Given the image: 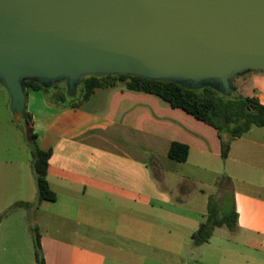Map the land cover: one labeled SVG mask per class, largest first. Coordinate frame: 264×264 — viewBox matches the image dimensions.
<instances>
[{
    "label": "crops",
    "instance_id": "crops-1",
    "mask_svg": "<svg viewBox=\"0 0 264 264\" xmlns=\"http://www.w3.org/2000/svg\"><path fill=\"white\" fill-rule=\"evenodd\" d=\"M247 75L264 105V74ZM44 93L28 90L26 108L38 147L52 152L57 199L40 201L30 146H0V264H38L36 235L45 264H264V127L233 137L125 83L66 103ZM173 143L188 146L187 161L170 158ZM224 175L237 230L196 246Z\"/></svg>",
    "mask_w": 264,
    "mask_h": 264
},
{
    "label": "water",
    "instance_id": "water-1",
    "mask_svg": "<svg viewBox=\"0 0 264 264\" xmlns=\"http://www.w3.org/2000/svg\"><path fill=\"white\" fill-rule=\"evenodd\" d=\"M264 74V0H0V84L17 120L26 82L129 76L225 96Z\"/></svg>",
    "mask_w": 264,
    "mask_h": 264
},
{
    "label": "trees",
    "instance_id": "trees-1",
    "mask_svg": "<svg viewBox=\"0 0 264 264\" xmlns=\"http://www.w3.org/2000/svg\"><path fill=\"white\" fill-rule=\"evenodd\" d=\"M117 83H125L131 90L154 94L169 102L172 107L184 110L210 126L223 131H229L233 137H241L253 127H264V105L260 104L255 98L238 96H225L212 87L202 89H192L182 85L157 82L140 77L129 76H107V77H88L83 80L77 89L75 96H69L65 84H58L54 87L58 91L54 95L56 102L66 103L79 97L86 100L95 89L112 86ZM26 93L28 90H40L48 92L50 88H44L36 82H26ZM235 91V88H234ZM25 126L24 132L26 140L30 146L34 170L36 172L38 194L40 201H56V194L50 189L48 183V168L52 156L51 150H41L36 142L37 136L34 132L32 116L27 108L22 119ZM23 128V127H22ZM229 145L223 149V158L228 156ZM170 158L185 162L189 156L187 145L173 143L169 150ZM218 188L222 199L219 196L210 198L207 219L200 225L197 232L193 234L194 244L203 245L210 241L215 229L226 227L234 232L238 227V214L235 206V194L231 179L224 175L218 182ZM229 203V208L225 204ZM29 207V203H18L16 207ZM35 252L38 264H45L39 235L35 236Z\"/></svg>",
    "mask_w": 264,
    "mask_h": 264
},
{
    "label": "rangeland",
    "instance_id": "rangeland-1",
    "mask_svg": "<svg viewBox=\"0 0 264 264\" xmlns=\"http://www.w3.org/2000/svg\"><path fill=\"white\" fill-rule=\"evenodd\" d=\"M254 74V73H251ZM249 76V75H246ZM246 78V77H244ZM243 77H238L234 79V88L235 91L230 95L235 98L238 96L250 97L253 94V86L249 83L248 78L244 79ZM58 91V88L51 87L48 92H45V98L48 102L54 104L55 99L54 95ZM77 93V92H76ZM76 95V94H75ZM74 95V96H75ZM48 98V99H47ZM12 123L23 127L22 131L24 132V122L23 120H17L14 116V112L11 109V100L10 95L7 90L0 84V146H22L24 147L27 142L23 140V132L20 133L22 135L16 136L12 133L5 134L4 131L9 130V125ZM29 146V145H28ZM20 149L16 150V155H20ZM225 208H229V203L225 204Z\"/></svg>",
    "mask_w": 264,
    "mask_h": 264
}]
</instances>
